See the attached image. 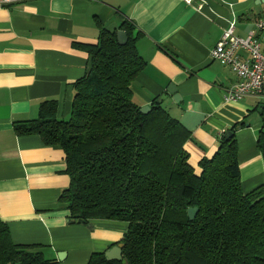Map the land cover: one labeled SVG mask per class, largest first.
I'll return each mask as SVG.
<instances>
[{
  "label": "crops",
  "instance_id": "1",
  "mask_svg": "<svg viewBox=\"0 0 264 264\" xmlns=\"http://www.w3.org/2000/svg\"><path fill=\"white\" fill-rule=\"evenodd\" d=\"M263 19L264 0H20L0 7V219L14 244L35 246L61 264H88L127 233L126 222L71 220L60 202L70 186L64 151L15 131V124L38 119L44 101H57V117L69 119L75 83L91 65L88 47L125 22L141 34L137 48L146 63L131 86L135 104L162 98L192 132L185 149L196 172L237 125L243 192L263 186L264 96L225 103L238 78L210 54L231 23L241 38L255 32L264 51L256 28Z\"/></svg>",
  "mask_w": 264,
  "mask_h": 264
},
{
  "label": "trees",
  "instance_id": "2",
  "mask_svg": "<svg viewBox=\"0 0 264 264\" xmlns=\"http://www.w3.org/2000/svg\"><path fill=\"white\" fill-rule=\"evenodd\" d=\"M122 30L125 45L103 30L88 47L91 65L75 83L69 119L57 117V101H44L38 119L15 124L16 133L64 151L70 186L60 202L71 220L128 223L126 264H264V185L243 192L237 125L196 172L185 149L192 132L159 98L147 114L133 101L146 63L136 27L125 22ZM258 147L264 156V132ZM190 208L199 209L193 221ZM35 248L14 244L0 219V264H61ZM88 264L124 263L101 252Z\"/></svg>",
  "mask_w": 264,
  "mask_h": 264
},
{
  "label": "built area",
  "instance_id": "3",
  "mask_svg": "<svg viewBox=\"0 0 264 264\" xmlns=\"http://www.w3.org/2000/svg\"><path fill=\"white\" fill-rule=\"evenodd\" d=\"M19 1L0 0V7ZM256 28L264 36V19L257 23ZM240 50L249 53L250 58L244 60ZM210 54L213 59L231 68L238 78V83L224 94L225 103H236L249 96H264V51L255 32L241 38L235 34V25L231 23Z\"/></svg>",
  "mask_w": 264,
  "mask_h": 264
},
{
  "label": "water",
  "instance_id": "4",
  "mask_svg": "<svg viewBox=\"0 0 264 264\" xmlns=\"http://www.w3.org/2000/svg\"><path fill=\"white\" fill-rule=\"evenodd\" d=\"M117 39H118V42H119L120 45H125L128 42V36H127L126 32L123 31V30L117 31ZM173 90H174V86H170L169 92L172 93ZM161 100H162V98H161ZM150 110H151V106L150 105L149 106H144V107L141 108V112L144 113V114H147ZM227 134L233 135L234 133L232 131H229V132H227ZM198 212H199L198 208H190L188 210L189 218H190L191 221L195 220ZM80 222H84V221L80 220ZM124 246L125 245L123 243H120V244H118L116 246H113L109 250H107L105 252L106 259L109 260V261H114V260L123 261V263L126 264L127 261L125 259H123ZM59 259H60V261L63 260L61 255H59Z\"/></svg>",
  "mask_w": 264,
  "mask_h": 264
}]
</instances>
